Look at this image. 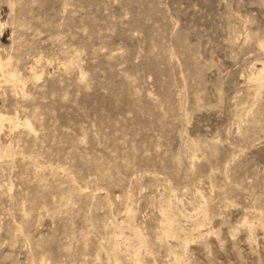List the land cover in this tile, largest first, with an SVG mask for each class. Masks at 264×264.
Returning <instances> with one entry per match:
<instances>
[{"label":"rangeland","instance_id":"obj_1","mask_svg":"<svg viewBox=\"0 0 264 264\" xmlns=\"http://www.w3.org/2000/svg\"><path fill=\"white\" fill-rule=\"evenodd\" d=\"M0 61V264H264V0H0Z\"/></svg>","mask_w":264,"mask_h":264},{"label":"bare ground","instance_id":"obj_2","mask_svg":"<svg viewBox=\"0 0 264 264\" xmlns=\"http://www.w3.org/2000/svg\"><path fill=\"white\" fill-rule=\"evenodd\" d=\"M5 67H6V64H4V62H2V61H0V71L3 73V75H4V78L6 79V81L7 82H14L15 83V86H17V84L18 83H20L21 82V80L19 79V77H18V74H16V73H13V74H11L10 72H8V71H6L5 70ZM34 70V69H33ZM259 73V72H258ZM37 79L38 78H40V77H36ZM257 78V77H256ZM41 79V78H40ZM39 79V80H40ZM258 80H263L264 79V69L262 70V72L260 73V75H259V78H257ZM257 79H255L256 81H257ZM251 80H253V79H251ZM264 81V80H263ZM260 83H263V82H257V84H260ZM263 85V84H262ZM22 86V85H21ZM259 86V85H258ZM7 120V119H6ZM25 126L26 127H30L31 128V130L33 131V129H32V127L28 124V123H26L25 124ZM205 207V206H204ZM203 207V208H204ZM204 211H205V209H203ZM203 211V212H204ZM165 218V217H164ZM167 219V218H166ZM167 221V220H166ZM202 221V220H201ZM168 222V221H167ZM201 223V222H200ZM199 230V229H198ZM196 234V233H195ZM189 240V239H188ZM191 240V239H190ZM190 240H189V242H190ZM187 243H188V241H187ZM186 244V243H185ZM187 245V244H186ZM136 260V259H135ZM136 261H140V259L139 260H136ZM137 263V262H136ZM139 263V262H138ZM137 263V264H138Z\"/></svg>","mask_w":264,"mask_h":264}]
</instances>
